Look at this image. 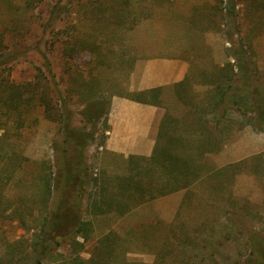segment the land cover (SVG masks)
<instances>
[{"label": "rangeland", "instance_id": "obj_1", "mask_svg": "<svg viewBox=\"0 0 264 264\" xmlns=\"http://www.w3.org/2000/svg\"><path fill=\"white\" fill-rule=\"evenodd\" d=\"M164 53L193 71L163 93L162 143L199 175L166 194L164 169L103 149L111 98ZM229 85L264 101V0H0V264L28 254L48 214L65 257L88 221L90 264H264V108L221 101ZM11 86L18 108L2 101ZM78 157L85 188L61 177L47 201L42 175Z\"/></svg>", "mask_w": 264, "mask_h": 264}, {"label": "crops", "instance_id": "obj_2", "mask_svg": "<svg viewBox=\"0 0 264 264\" xmlns=\"http://www.w3.org/2000/svg\"><path fill=\"white\" fill-rule=\"evenodd\" d=\"M192 71L190 59L174 54H157L137 60L130 72L127 91L114 95L109 102L103 149L122 157L127 165L138 158L183 157L170 148L164 150L162 141L168 134L167 125H164L168 114L164 104L144 103L127 94L155 88H162L165 93L169 88L184 85ZM105 198L106 195L101 194V203Z\"/></svg>", "mask_w": 264, "mask_h": 264}, {"label": "trees", "instance_id": "obj_3", "mask_svg": "<svg viewBox=\"0 0 264 264\" xmlns=\"http://www.w3.org/2000/svg\"><path fill=\"white\" fill-rule=\"evenodd\" d=\"M251 52L248 51H240L238 53H235L234 59L240 60V62H243L247 68L249 69V64L252 66H255L253 59H251L250 54ZM252 55V53H251ZM256 67V66H255ZM232 69V68H231ZM234 70V69H232ZM230 79H232L230 77ZM9 83V82H8ZM247 87V86H246ZM9 90L7 92V96L2 99L3 103L7 105L8 108H18L19 102H17L16 98L13 95V92L10 90L12 88L8 87ZM232 87L229 85L227 89H225L221 94V101H229L232 106H235L238 108L239 111L245 112V113H251V112H257L260 111L259 109L264 108V101L261 98H257L255 100V104L252 106L250 105L248 101V95L247 94H230L229 90H231ZM244 88L243 90H245ZM31 91V90H30ZM29 91V92H30ZM257 91L255 90V93ZM31 96H33L32 92ZM162 94L163 90L162 88H155L147 91L137 92L134 94H127L128 96L132 97L135 100L144 102V103H159L162 102ZM20 97V95H15ZM242 105V106H241ZM243 112V113H244ZM260 118L258 119V122L260 124H264V113H259ZM249 125H253L252 118L248 121ZM165 125V124H164ZM163 125V126H164ZM164 129V127H163ZM162 129V131H163ZM167 147H164V150H166ZM79 158V160H78ZM77 158V163L75 164L74 161H68L64 164L60 170L53 171L50 170L49 174L42 175V181H43V190L46 195V200L48 201L50 199V196L52 193L57 189V185L59 184L60 178L62 177L63 181L67 185H76L78 183H82V187L85 188V181L82 178V175L84 174V170L81 168V157ZM139 160H147L156 165V167H160L164 169L166 175V181L168 182V185L170 186V190L162 189L161 193L166 194L172 190H176L177 186H189L192 183V177H195L198 179L199 175L195 169V166H193L192 163H190L187 159L183 157H152V158H138ZM131 163V162H129ZM81 168V169H80ZM62 170V171H61ZM63 172L64 174H61ZM170 175V176H169ZM186 181V182H185ZM176 186L174 188H171V186ZM106 191H100L99 194H105ZM94 197V196H93ZM95 198V197H94ZM89 199V198H88ZM93 199V198H92ZM96 200V199H94ZM93 200V201H94ZM97 204V201L95 202V206ZM130 208L128 207L125 209L122 213L128 212ZM61 217L59 214L52 215L48 214L44 217L41 228L39 229V234L36 235L34 240H32L33 243H31V246L29 248L30 251H28V254H26V251L23 253L21 252V255L12 254L10 251V254L8 253L10 260L9 264H47L48 262H52L54 264H90L92 261V258L90 259H84L80 253L84 249V242H80L78 240H72L71 247L74 246L73 252H70L68 257H65L62 254H59L57 252V248H54V245L58 248L62 246V242L57 239V232L62 225V220H60ZM88 221H80L78 223V226L75 228V233L79 234L82 238H84V241H87L89 239V236L85 233L87 230ZM102 244H106L105 241H102ZM103 245V246H104ZM8 248H17L16 244L8 245ZM28 249V248H27ZM14 257V258H13ZM18 257V258H17ZM63 259L62 262L58 263V258ZM17 259L16 262L13 259Z\"/></svg>", "mask_w": 264, "mask_h": 264}]
</instances>
